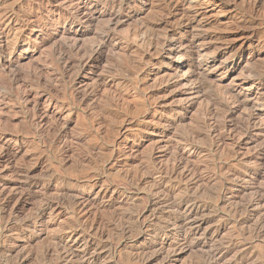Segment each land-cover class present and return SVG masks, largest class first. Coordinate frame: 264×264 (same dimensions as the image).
<instances>
[{"label":"rangeland","instance_id":"1","mask_svg":"<svg viewBox=\"0 0 264 264\" xmlns=\"http://www.w3.org/2000/svg\"><path fill=\"white\" fill-rule=\"evenodd\" d=\"M227 1L0 0V264H264V0Z\"/></svg>","mask_w":264,"mask_h":264},{"label":"bare ground","instance_id":"2","mask_svg":"<svg viewBox=\"0 0 264 264\" xmlns=\"http://www.w3.org/2000/svg\"><path fill=\"white\" fill-rule=\"evenodd\" d=\"M100 1V0H99ZM110 1V5H111V8L112 7H115L116 5H118V0H109ZM121 2H122V0H120ZM169 2H170V0H168ZM173 1V0H172ZM219 1H221V2H224V3H229L227 0H219ZM104 2V1H103ZM109 3V2H108ZM224 3H222L223 5H224ZM102 4V3H101ZM106 4V3H105ZM120 4V3H119ZM109 5V4H108ZM105 6V5H104ZM121 6H122V4H121ZM119 8H120V6H119ZM86 13H88V12H86ZM86 15V17L88 18V20L89 21H97V20H95V19H97L96 17V14L93 12V13H88V14H85ZM107 17V18H109V20L110 21H120V19H121V16L120 15H117V14H114V13H112V12H107L106 14H100L99 15V17ZM107 18H105V20H106V22H107ZM66 20H68L67 18H66ZM88 21V22H89ZM103 22H104V20H102ZM122 21H123V19H122ZM109 22V21H108ZM121 22V21H120ZM92 23V22H91ZM114 23V22H113ZM119 23V22H118ZM117 23V24H118ZM110 29H107V30H105L104 32H103V37L105 38V39H108L110 36H111V34H110ZM202 40V39H201ZM200 42V41H199ZM148 44V43H147ZM155 45V44H154ZM158 45V44H157ZM164 45H165V47H167L168 49H169V51H174V48H175V46H177V45H174V44H169L168 42H166V43H164ZM153 46V45H152ZM158 47V46H157ZM156 47V48H157ZM65 49H66V47H65ZM70 49H72V48H70ZM158 49V48H157ZM60 50V49H59ZM62 50V49H61ZM60 50V51H61ZM198 50V47L197 46H194V47H192L191 48V50H190V52H186V53H184V56L183 57H185V56H188L189 58H192L194 55H195V53H196V51ZM60 51H59V53H60ZM157 51H159V50H157ZM67 52V51H66ZM66 52L64 51V49H63V51H61V54L64 56L65 54H66ZM100 53V52H99ZM98 53V54H99ZM149 53V52H148ZM197 53H198V51H197ZM158 54V53H157ZM67 55V54H66ZM198 55H199V53H198ZM201 56V55H200ZM68 57V56H67ZM182 57V58H183ZM58 59H59V57H58ZM57 59V60H58ZM60 59H61V57H60ZM202 59V58H201ZM65 60V59H64ZM63 60V61H64ZM90 60V59H89ZM62 60H60L59 62H61ZM58 62V61H57ZM80 62H81V60H80ZM148 62V61H147ZM78 65H81V64H78ZM12 67V66H11ZM10 67V68H11ZM15 71V70H14ZM16 74V73H15ZM21 76V75H20ZM19 77V76H18ZM16 78V77H15ZM14 78V79H15ZM11 79V78H10ZM13 80V79H12ZM15 81V80H14ZM18 81V80H17ZM38 82V81H37ZM14 84V83H13ZM203 86V85H202ZM96 94V93H95ZM89 97V96H88ZM91 98V97H90ZM197 138V137H196ZM191 142V141H190ZM192 206H194V205H192ZM193 209V208H192Z\"/></svg>","mask_w":264,"mask_h":264}]
</instances>
